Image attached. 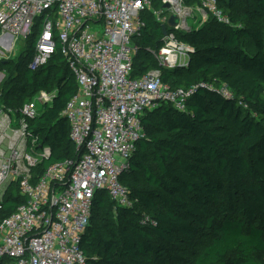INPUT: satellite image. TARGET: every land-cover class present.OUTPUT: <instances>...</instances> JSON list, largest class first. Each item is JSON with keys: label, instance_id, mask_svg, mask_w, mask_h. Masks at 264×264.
<instances>
[{"label": "trees", "instance_id": "16d2710c", "mask_svg": "<svg viewBox=\"0 0 264 264\" xmlns=\"http://www.w3.org/2000/svg\"><path fill=\"white\" fill-rule=\"evenodd\" d=\"M234 4L220 0L236 26L210 18L203 28L180 35L194 52L188 66L172 69L160 67L147 51L162 45L164 33L152 12L143 14L146 26L134 39L139 49L132 78L161 68L164 82L192 89L193 95L185 111L162 103L143 116L144 136L121 175L136 202L123 208L107 192L96 193L82 238L87 264L183 260L164 255L174 250L193 253L194 264H264V26L251 18H264V0H252L250 12L239 18L231 10ZM40 27L39 18L24 40L25 54L0 60L6 72L1 105L18 110L41 90L56 92L52 105L30 121L36 148L51 149L35 175L79 156L64 115L78 85L61 45L46 65L29 68ZM25 200L14 184L0 218ZM201 235L208 241L197 250Z\"/></svg>", "mask_w": 264, "mask_h": 264}, {"label": "built area", "instance_id": "2783aa9c", "mask_svg": "<svg viewBox=\"0 0 264 264\" xmlns=\"http://www.w3.org/2000/svg\"><path fill=\"white\" fill-rule=\"evenodd\" d=\"M161 1L158 11L152 0H0V60H9L15 42L29 38L39 18L29 68L46 65L61 45L78 85L64 115L79 152L77 159L54 163L35 175L51 149L36 148L30 121L52 105L56 92L41 90L18 110L0 104V216L14 184L26 198L0 218V264H87L82 238L96 193L107 192L120 207L134 206L121 175L144 136L143 116L162 103L185 111L193 95L192 89L164 82L161 68L132 78L139 49L134 39L146 26V12L167 27L162 45L147 49L160 67L187 66L194 52L178 35L188 29L194 9L185 0ZM195 1L202 23L211 17L230 23L220 0ZM174 14L179 22L170 25ZM5 77L0 70V86ZM223 92L231 96L227 89Z\"/></svg>", "mask_w": 264, "mask_h": 264}, {"label": "rangeland", "instance_id": "374dc122", "mask_svg": "<svg viewBox=\"0 0 264 264\" xmlns=\"http://www.w3.org/2000/svg\"><path fill=\"white\" fill-rule=\"evenodd\" d=\"M152 1H153V9L159 11L162 8V6H163L162 1L161 0H152ZM185 2H186V0H185ZM251 2H252V0H235V4L230 6L231 10L233 12V15L236 18H239L241 13L250 12V4H251ZM186 4H187V6H190V7H192L194 9V11H193L194 18H193V20L191 18L188 20V24H189L188 29L178 31L179 37H180V35L181 36H185L187 33L191 32L194 29L203 28L204 25H205L202 22L199 23L200 13H199V11L197 9L196 2L190 0V1H187ZM221 9L224 12V9L223 8H221ZM224 15H226L229 18L231 25L236 26L238 24L237 21L231 19V15L229 13H225L224 12ZM211 18H213V17H211ZM251 18L256 20V21H259L261 23V25L264 26V18L255 16V15L252 16ZM213 25L216 27L218 24L215 23ZM1 50L4 51L2 48H1ZM4 52L5 53H9L8 51H4ZM25 52L26 51H25V42H24V40L23 41L17 40L15 42L13 50L11 52L12 55H9L10 56L9 60L10 59L12 60L14 58H19V57L22 56L23 53L25 54ZM144 133H145V131H144ZM207 241H208V239L203 237L202 235L198 236L197 237V243H196V249L197 250H202L204 245L207 244ZM171 254H173V255H175V254L182 255L183 256V260L177 262V261L169 258L167 264H194L193 262H194L195 256L193 255V253H191L188 250H186V251H179V250L175 251L174 250V251H167V252L164 253V255H167V256H171Z\"/></svg>", "mask_w": 264, "mask_h": 264}, {"label": "water", "instance_id": "95a60500", "mask_svg": "<svg viewBox=\"0 0 264 264\" xmlns=\"http://www.w3.org/2000/svg\"><path fill=\"white\" fill-rule=\"evenodd\" d=\"M165 7H169V4L168 3L165 4ZM178 22H179V17L176 14L172 15L170 17L169 21H168V23L170 25H176ZM162 29H163L164 35H166L167 34V27H166V25H162ZM10 38H11V41H12L13 40V37L11 36Z\"/></svg>", "mask_w": 264, "mask_h": 264}, {"label": "crops", "instance_id": "0c3cea01", "mask_svg": "<svg viewBox=\"0 0 264 264\" xmlns=\"http://www.w3.org/2000/svg\"><path fill=\"white\" fill-rule=\"evenodd\" d=\"M200 20H199V23H201V16H200V18H199ZM193 20V19H192ZM204 24H206V23H204ZM189 63H190V61H189ZM189 63H188V65H189ZM187 65V66H188ZM185 67V66H184Z\"/></svg>", "mask_w": 264, "mask_h": 264}]
</instances>
